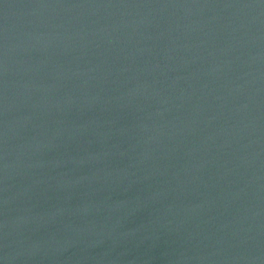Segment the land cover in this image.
Segmentation results:
<instances>
[{
  "label": "water",
  "instance_id": "water-1",
  "mask_svg": "<svg viewBox=\"0 0 264 264\" xmlns=\"http://www.w3.org/2000/svg\"><path fill=\"white\" fill-rule=\"evenodd\" d=\"M0 264H264V0H0Z\"/></svg>",
  "mask_w": 264,
  "mask_h": 264
}]
</instances>
